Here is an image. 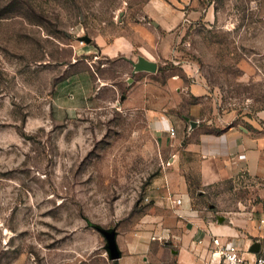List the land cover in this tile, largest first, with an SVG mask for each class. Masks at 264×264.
Listing matches in <instances>:
<instances>
[{"label": "rangeland", "instance_id": "rangeland-1", "mask_svg": "<svg viewBox=\"0 0 264 264\" xmlns=\"http://www.w3.org/2000/svg\"><path fill=\"white\" fill-rule=\"evenodd\" d=\"M155 22L157 48L207 85L209 118L264 107V0H0V264H112L95 226L151 205L165 154L95 52Z\"/></svg>", "mask_w": 264, "mask_h": 264}, {"label": "crops", "instance_id": "crops-1", "mask_svg": "<svg viewBox=\"0 0 264 264\" xmlns=\"http://www.w3.org/2000/svg\"><path fill=\"white\" fill-rule=\"evenodd\" d=\"M156 25H141L138 39L96 41L98 51L90 50L116 62L121 76L111 75L102 85L119 93L123 79L131 84L120 96L143 107L165 154L149 185L151 205L116 230L120 256L111 263L224 264L211 254L213 236L234 244L245 258L264 254V107L239 119L209 118L207 85L168 49L157 48ZM139 56L154 62L155 70L136 69ZM168 59L174 65L164 66ZM79 75L76 89L83 97L91 78L88 71ZM169 125L175 126L173 135Z\"/></svg>", "mask_w": 264, "mask_h": 264}, {"label": "built area", "instance_id": "built-area-1", "mask_svg": "<svg viewBox=\"0 0 264 264\" xmlns=\"http://www.w3.org/2000/svg\"><path fill=\"white\" fill-rule=\"evenodd\" d=\"M83 39L80 41L82 42ZM168 132L173 135L175 126L169 125ZM173 199V198H172ZM176 204L181 202V198L173 199ZM264 223V218L261 219L259 226ZM213 249L211 254L217 256L224 264H264V254H257L252 259L245 258L241 255L239 249L231 243H221L218 237H212Z\"/></svg>", "mask_w": 264, "mask_h": 264}, {"label": "water", "instance_id": "water-1", "mask_svg": "<svg viewBox=\"0 0 264 264\" xmlns=\"http://www.w3.org/2000/svg\"><path fill=\"white\" fill-rule=\"evenodd\" d=\"M156 24V22H155ZM83 39L88 41L90 38L89 36H82ZM136 69H148V70H155L156 64L154 62L148 61L142 56H139L138 61L134 63ZM99 232L103 234L106 239V249L111 260L116 259L120 256V251L118 249L116 243V229L111 228L107 229L101 226H95Z\"/></svg>", "mask_w": 264, "mask_h": 264}]
</instances>
